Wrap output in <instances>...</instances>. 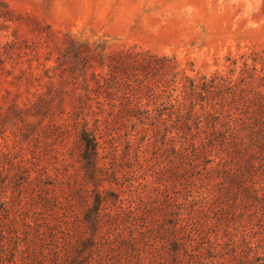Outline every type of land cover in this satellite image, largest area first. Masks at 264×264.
<instances>
[{
	"label": "rangeland",
	"instance_id": "1",
	"mask_svg": "<svg viewBox=\"0 0 264 264\" xmlns=\"http://www.w3.org/2000/svg\"><path fill=\"white\" fill-rule=\"evenodd\" d=\"M0 264H264V0H0Z\"/></svg>",
	"mask_w": 264,
	"mask_h": 264
},
{
	"label": "trees",
	"instance_id": "2",
	"mask_svg": "<svg viewBox=\"0 0 264 264\" xmlns=\"http://www.w3.org/2000/svg\"><path fill=\"white\" fill-rule=\"evenodd\" d=\"M88 135H83V140L85 141V143L87 144V147L89 148L88 150L90 151V153L88 154V159L92 160V156L95 155L96 149H97V143H96V139L92 138V139H88L87 137Z\"/></svg>",
	"mask_w": 264,
	"mask_h": 264
}]
</instances>
